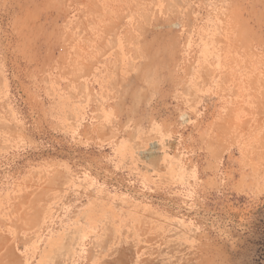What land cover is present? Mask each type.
<instances>
[{
  "label": "rangeland",
  "instance_id": "1",
  "mask_svg": "<svg viewBox=\"0 0 264 264\" xmlns=\"http://www.w3.org/2000/svg\"><path fill=\"white\" fill-rule=\"evenodd\" d=\"M264 0H0V264H252Z\"/></svg>",
  "mask_w": 264,
  "mask_h": 264
},
{
  "label": "trees",
  "instance_id": "2",
  "mask_svg": "<svg viewBox=\"0 0 264 264\" xmlns=\"http://www.w3.org/2000/svg\"><path fill=\"white\" fill-rule=\"evenodd\" d=\"M243 247H249L252 264H264V205L252 213V221L242 234Z\"/></svg>",
  "mask_w": 264,
  "mask_h": 264
}]
</instances>
